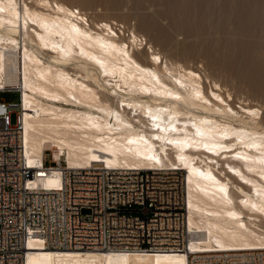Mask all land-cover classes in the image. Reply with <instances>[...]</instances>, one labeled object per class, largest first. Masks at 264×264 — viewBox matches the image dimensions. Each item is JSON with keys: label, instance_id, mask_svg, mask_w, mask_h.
I'll return each instance as SVG.
<instances>
[{"label": "bare ground", "instance_id": "obj_1", "mask_svg": "<svg viewBox=\"0 0 264 264\" xmlns=\"http://www.w3.org/2000/svg\"><path fill=\"white\" fill-rule=\"evenodd\" d=\"M133 1L159 18L90 20L71 2L0 0V89H22L30 160L42 162L52 143L55 160L65 156L72 169L105 163L185 171L190 248L38 246L27 264H188L196 248H264V116L232 94L233 76L218 75L264 77V56L252 58L264 53V0ZM142 26L164 34L145 37ZM53 172L43 185L56 183Z\"/></svg>", "mask_w": 264, "mask_h": 264}, {"label": "built area", "instance_id": "obj_2", "mask_svg": "<svg viewBox=\"0 0 264 264\" xmlns=\"http://www.w3.org/2000/svg\"><path fill=\"white\" fill-rule=\"evenodd\" d=\"M20 101L0 100V264H27L46 249L147 253L189 250L193 237L183 170L166 167L72 169L53 159L30 160ZM15 114V121L12 116ZM58 170L54 185L41 178ZM188 264H264V248L190 250Z\"/></svg>", "mask_w": 264, "mask_h": 264}, {"label": "rangeland", "instance_id": "obj_3", "mask_svg": "<svg viewBox=\"0 0 264 264\" xmlns=\"http://www.w3.org/2000/svg\"><path fill=\"white\" fill-rule=\"evenodd\" d=\"M62 1H65V2H67V3H70L71 2V4H73V5H75V6H78L80 9H83L82 11L84 12H87V14H88V16L90 17V20H92V18H93V16H94V18H100L101 16H102V18H113V17H116V18H122V20H125L126 18H129V16H131V17H137V15H138V17L140 16V17H142V16H149V17H153L154 19H158L159 18V16L157 15V13H155L154 11H153V9L154 8H149V7H141V6H138V5H136L137 3H136V1H133V0H117L118 1V3L116 2V5H114V4H112V3H108L107 2V0H62ZM118 4V5H117ZM146 9V10H145ZM152 10V11H151ZM141 12V13H140ZM146 13V15L145 14H143V13ZM152 12H154V13H152ZM151 13V14H150ZM140 14V15H139ZM143 14V15H142ZM148 14V15H147ZM154 16H153V15ZM128 15V16H127ZM133 15V16H132ZM136 15V16H135ZM157 15V16H156ZM158 17V18H157ZM136 19V18H135ZM135 19H132L131 20V24H135L134 22H136L137 23V19L135 20ZM133 22V23H132ZM139 23V22H138ZM137 23V24H138ZM117 28H119V26H117ZM145 28H147V29H145ZM141 31H142V34L144 33H146V35H145V37L147 36V37H152V38H154V39H157L156 37H158V40H159V36H160V34L161 33H163V32H161L160 33V31H158L157 29H155V28H153V27H146V26H142L141 28ZM143 29V30H142ZM149 29V30H148ZM155 30H157L158 31V33L155 31ZM171 29H167V31H169V33H171V31H170ZM152 31V32H151ZM149 32H150V34L152 33V35L151 36H149L150 34H149ZM128 34V33H127ZM149 34V35H148ZM157 34V35H156ZM164 34V33H163ZM163 34H161V35H163ZM154 35H155V37H154ZM177 36V37H176ZM179 35H175V31H174V38L176 39V40H178V41H180V42H188L189 40L188 39H184L183 38V36L181 37H179ZM246 37L247 36H244L243 38L246 40ZM247 39H249L248 37H247ZM258 39V38H257ZM187 40V41H186ZM191 40H192V38H191ZM190 40V41H191ZM144 42H143V44L142 45H140L141 47H144V50L146 51V52H150L151 51V49H149V45L147 44L146 45V41L145 40H143ZM166 39H165V43H166ZM161 42V41H160ZM165 43H163V42H161V44L162 45H164L165 46ZM149 49V50H148ZM258 54V55H257ZM261 55H263L264 56V53H259V52H256L255 54L253 53V60H256L259 56H261ZM254 57L256 58V59H254ZM238 59H236V64L238 65V64H240V60L242 59L240 56H238L237 57ZM241 58V59H240ZM262 64H264V63H262ZM239 66V65H238ZM264 66V65H263ZM240 69V68H239ZM261 70V73L264 75V67H262V68H260ZM222 72V73H221ZM221 72H219V73H221V74H218L219 76H221V78L218 76V78H220V79H223V80H230V78L233 76L234 77V80L232 79L231 81H234L235 82V84H234V82H233V84H234V87L235 88H233L232 89V94L235 96V93H236V95H238V93H239V95H240V97L242 96L243 98H245L246 99V101H244L245 99H243V98H241V99H234L233 100V103H234V106H235V104H236V106H239L236 102L238 101H240L241 103H243V101L248 105V106H250V107H255V108H259L261 111V113L260 114H263V116H264V82H263V80H264V77L262 78V80H260V82H259V80H257V81H255L256 83H254V82H251L252 80H250L249 78V80L247 79V80H245L246 78H244L243 77V79H242V77L241 76H235L234 75V73L236 74V71L234 72V73H232V72H230V73H228V70H222ZM227 73V74H226ZM233 74V75H232ZM231 77H230V76ZM244 76H245V74H243ZM239 77L241 78V79H239ZM229 78V79H228ZM235 78H236V80H235ZM222 80V81H223ZM243 80V81H242ZM204 81H205V83H206V80L204 79ZM230 81V82H231ZM254 81V80H253ZM244 82V83H243ZM249 82V83H248ZM244 85H243V84ZM207 84V83H206ZM254 84L256 85V86H254ZM259 84V85H258ZM238 85V86H237ZM252 85V86H251ZM262 85V86H261ZM238 88H237V87ZM7 87V86H6ZM8 87H12L13 88V86H8ZM261 87H263V88H261ZM229 88V87H228ZM248 88V89H247ZM261 89L260 91L259 90H255V89ZM230 89V88H229ZM241 89L242 90V92H241V90L239 91V90ZM235 90V91H234ZM237 90H238V92H237ZM255 90V91H254ZM224 91V95H225V93H227L228 91L227 90H223ZM253 91V92H252ZM244 92V93H243ZM259 92V93H258ZM251 93V94H250ZM228 94V93H227ZM251 96H250V95ZM261 94V95H260ZM239 95H238V98H240L239 97ZM256 95H257V97H256ZM263 95V96H262ZM226 97L228 96V95H225ZM254 96V97H253ZM250 99V100H249ZM0 100H3V101H5L6 103H18L19 101H20V97H19V93L17 92V91H1L0 92ZM117 100H118V98H116L115 99V101L117 102ZM243 100V101H242ZM236 101V102H235ZM252 101V102H251ZM244 103V104H245ZM249 103V104H248ZM257 106V107H256ZM15 114H13V116H12V120H13V122L15 121ZM264 118V117H263ZM263 121H264V119H263ZM58 152H57V150H56V148H55V146H53V144L52 143H49V144H47L46 145V150H45V158H46V162L48 163V164H51V163H49L50 161H52L53 159H56L57 157H58ZM62 162L64 163V165H66V158H65V156H62ZM65 160V161H64ZM218 173H220L219 171H217ZM224 174V173H223ZM185 175H186V173H185V171H183V179H184V182L186 183V181H185ZM236 182V181H235ZM237 183V182H236ZM261 224H262V226L264 227V219L262 218V221H261Z\"/></svg>", "mask_w": 264, "mask_h": 264}]
</instances>
